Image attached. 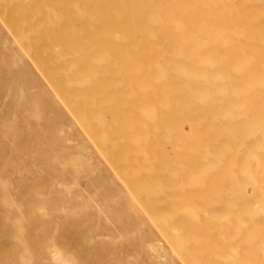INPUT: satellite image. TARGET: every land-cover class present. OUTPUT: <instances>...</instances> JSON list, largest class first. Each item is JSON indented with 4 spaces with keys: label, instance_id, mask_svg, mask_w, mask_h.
<instances>
[{
    "label": "bare ground",
    "instance_id": "bare-ground-1",
    "mask_svg": "<svg viewBox=\"0 0 264 264\" xmlns=\"http://www.w3.org/2000/svg\"><path fill=\"white\" fill-rule=\"evenodd\" d=\"M1 12L123 180L129 217L185 264H264V0H0ZM0 57L12 86L19 56L1 43ZM86 152L48 169L92 170Z\"/></svg>",
    "mask_w": 264,
    "mask_h": 264
},
{
    "label": "rangeland",
    "instance_id": "rangeland-1",
    "mask_svg": "<svg viewBox=\"0 0 264 264\" xmlns=\"http://www.w3.org/2000/svg\"><path fill=\"white\" fill-rule=\"evenodd\" d=\"M5 15L0 44L16 50L19 76L10 86L0 70V264H61L60 256L69 264H185L142 216L127 215L123 180L15 44ZM38 110L44 117L32 119ZM50 124L56 130L47 142ZM79 147L94 169L49 170L54 157L77 159ZM167 153L174 154L169 145Z\"/></svg>",
    "mask_w": 264,
    "mask_h": 264
}]
</instances>
